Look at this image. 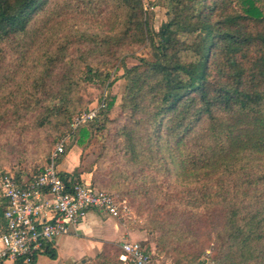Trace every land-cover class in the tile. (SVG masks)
<instances>
[{"label":"trees","instance_id":"16d2710c","mask_svg":"<svg viewBox=\"0 0 264 264\" xmlns=\"http://www.w3.org/2000/svg\"><path fill=\"white\" fill-rule=\"evenodd\" d=\"M258 1L168 0L167 19L154 30L144 0H0V128L45 130L53 133L52 145L66 132L74 140L71 124L86 104L83 86L122 68L123 121L111 132L116 151L135 169L202 182L191 191L195 202H205L202 213L182 215L174 207L189 220L168 224L157 250L176 241L182 256L175 264H201L207 251L215 264H264V10ZM136 46L151 58L129 66L126 57ZM106 102L103 121L89 122L97 131L118 121L109 117L115 97ZM90 127L78 128L75 143L91 136ZM41 169L15 175L21 181ZM200 215L212 230L207 248V238L197 234ZM119 253L103 250L90 264H123Z\"/></svg>","mask_w":264,"mask_h":264},{"label":"rangeland","instance_id":"374dc122","mask_svg":"<svg viewBox=\"0 0 264 264\" xmlns=\"http://www.w3.org/2000/svg\"><path fill=\"white\" fill-rule=\"evenodd\" d=\"M144 5L151 27L157 30L160 24L167 19L168 0H144ZM258 5L264 10V0H259ZM133 54L134 56L126 57V63L129 66L138 63V57L151 58L149 51L143 46H136ZM110 71L112 73L109 80L101 83H86L83 86L82 96L86 104L81 111L94 107L104 95L106 97L114 96L115 106L109 117L118 119V121L109 123L107 129L99 131L91 128L89 121L81 127H90L92 129L91 136L85 138L83 143L78 145L75 142L80 139V129H76L74 140L70 137L68 143L73 147L77 146L80 154V169L87 172L90 183L113 192L119 201L127 205V215L124 219L119 220L132 232L139 235L138 240L154 250L157 264H175L176 259L182 256L175 248L177 242H171L162 252L157 250L156 242L160 235L166 233L168 224L184 221L187 216L182 219L180 218L181 214L187 212L191 215L192 211L202 213L205 202L202 201L201 204L195 202L191 193L193 190L200 189L202 182L183 183L177 176L174 174L169 176L165 171H157L152 168L144 171L137 167L135 169V166L127 163L121 152L116 151L111 132L115 130L117 123L123 121L120 104L125 81L121 76L122 68L115 72L114 69ZM113 80V85L108 88L107 85ZM97 118L99 123L103 121V110L100 111ZM64 134L66 135L67 132ZM53 138V133L48 134L45 130L27 129L24 131L21 128L13 130L0 128V173L6 170H11L13 173L17 171L34 173L41 169L61 139L52 145ZM176 206L179 207V213H181L179 216L173 213ZM196 220L198 222L197 234L204 240L207 238L205 242L207 248L211 244L210 233L212 230L208 228V222L203 216L196 217ZM117 248V246L114 248L108 246L107 250L116 252ZM182 264L187 263L182 261Z\"/></svg>","mask_w":264,"mask_h":264},{"label":"built area","instance_id":"2783aa9c","mask_svg":"<svg viewBox=\"0 0 264 264\" xmlns=\"http://www.w3.org/2000/svg\"><path fill=\"white\" fill-rule=\"evenodd\" d=\"M146 8V7H145ZM106 95L94 107L80 112L71 124L78 129L98 117L106 107ZM70 133L56 144L39 174L18 181L15 173H0V195L5 200L4 222L0 225V264L21 260L31 263L45 253L62 235L76 229L90 209H99L124 219L125 203L106 189H97L82 178H65L60 174L59 159L65 152ZM120 260L124 264H157L154 252L140 241L121 243ZM210 251L201 264H215Z\"/></svg>","mask_w":264,"mask_h":264},{"label":"crops","instance_id":"0c3cea01","mask_svg":"<svg viewBox=\"0 0 264 264\" xmlns=\"http://www.w3.org/2000/svg\"><path fill=\"white\" fill-rule=\"evenodd\" d=\"M58 168L91 184L87 172L80 169V154L77 146L70 148L59 162ZM4 209L5 200L0 195V210ZM3 222L2 215L0 225ZM138 238L139 235L132 232L119 219L99 209H90L86 218L76 229H71L68 234L58 237L48 250L38 255L33 262L25 263L18 260L8 264H90L108 246H117L120 255L122 241L126 239L140 241ZM150 250L154 252L153 249Z\"/></svg>","mask_w":264,"mask_h":264}]
</instances>
